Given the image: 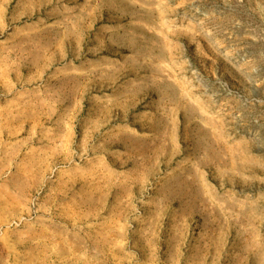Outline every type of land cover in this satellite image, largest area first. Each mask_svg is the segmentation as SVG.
I'll return each instance as SVG.
<instances>
[{"label":"rangeland","instance_id":"374dc122","mask_svg":"<svg viewBox=\"0 0 264 264\" xmlns=\"http://www.w3.org/2000/svg\"><path fill=\"white\" fill-rule=\"evenodd\" d=\"M0 264H264V0H0Z\"/></svg>","mask_w":264,"mask_h":264}]
</instances>
